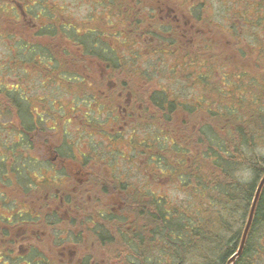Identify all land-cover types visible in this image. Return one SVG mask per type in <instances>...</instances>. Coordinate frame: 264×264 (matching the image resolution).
Returning a JSON list of instances; mask_svg holds the SVG:
<instances>
[{
  "label": "flooded vegetation",
  "instance_id": "af4514ba",
  "mask_svg": "<svg viewBox=\"0 0 264 264\" xmlns=\"http://www.w3.org/2000/svg\"><path fill=\"white\" fill-rule=\"evenodd\" d=\"M75 1L87 4L88 12L115 9L122 16L125 12L135 15L141 11H149L151 15L158 12L164 13L160 18L172 17L176 23L185 25L186 16L172 13L201 11L204 7L213 9L202 0H113L112 6L109 0ZM67 10L61 0H0V17L4 16L5 25L29 27L36 32L34 37L40 38L42 36H36L38 32L46 27L55 28L59 22L68 32L75 31L74 37L65 35L71 44L78 45L77 39L82 35L72 24L75 19L60 22L56 17L61 20V12ZM78 24L89 27L87 33L94 27ZM147 24H143V29H135L136 38L148 47L142 52L152 54L155 41L152 21ZM132 25L138 26L135 20ZM17 37L24 40L22 36ZM186 38L182 34V39ZM12 42V34L0 30V43ZM15 43L22 44L19 47L22 52L17 51ZM27 46L24 41H15L14 47H9V61L0 63V119L9 117L19 124L6 126L14 129L15 137L11 136L12 132L0 131V264H123L120 262L123 250L120 258L110 259L108 236H116L122 249L121 233L131 229L129 220L136 216L129 210L130 200L134 204L141 189L126 179L115 178V170L88 147V139L92 137V98L100 104L103 115L112 111L107 122L119 124L121 131L135 124L152 107H145L139 100L135 94L140 91L137 85L132 91L131 86L123 82L124 71L108 66L102 68L106 76L101 84H94L88 67L77 71L64 62H60L57 69L43 66L22 70L14 83L6 82L8 75L19 70L12 65L14 58H10L25 55ZM81 53L85 60L95 56L84 49ZM107 54L101 52L104 57ZM48 57L47 63L57 65L59 58ZM99 60L102 62L99 64L107 65ZM72 66L75 67V63ZM114 74L118 75V80L111 78ZM94 90L98 91L95 96ZM13 95L23 109L21 116L14 108ZM76 100L84 107L79 108L80 102ZM4 111L8 116H2L6 115ZM110 129V135L118 134L114 133V128ZM77 142H83L84 148H78ZM142 152L150 155L147 157H151L147 160L149 166L163 167L160 158L152 160V144ZM148 191L152 193V188Z\"/></svg>",
  "mask_w": 264,
  "mask_h": 264
},
{
  "label": "trees",
  "instance_id": "16d2710c",
  "mask_svg": "<svg viewBox=\"0 0 264 264\" xmlns=\"http://www.w3.org/2000/svg\"><path fill=\"white\" fill-rule=\"evenodd\" d=\"M246 1L249 2V0ZM111 2L113 0H109L110 6H112ZM108 11L114 12L116 19H112V15L108 16L105 18L108 21L106 25L101 28L93 27L91 33L81 34L82 37L77 39L78 45L83 46L84 50L93 52L95 58L107 60L110 69H119L128 73V81L125 82L131 86L133 91L135 85L141 88L145 85L144 81L150 80L139 70H130L124 65L123 59L117 55L116 45L120 44L121 48L130 47L126 45L129 41L125 35L137 40L135 29H143V24H149L151 21L152 37H155L153 44L156 43V47L161 46V49L157 50L152 44V54H144L142 51L148 47H144L143 42L139 43L137 40L142 48H137V51L131 49V53L136 57L168 54L169 50L166 46L181 44L182 34H176L177 29L173 23H161L163 18H160L158 14L153 15L152 13L151 15L149 11L136 13L135 19L128 20L130 28H120L122 26L118 22L126 21L127 18L115 9ZM187 11L194 16L193 23L201 27V31L206 35H209L211 31L213 34L221 35L222 46L227 45V48L222 50L228 51L235 58L251 59V64L237 69V72L247 69L239 74L237 83L233 79L230 80L229 75H223L226 82L233 85L230 86V90H240L236 86H244L249 91L241 94H224L226 98L219 104H216L219 101L211 99L212 94L216 92L214 89H211L210 93L207 90L202 91V98L192 103H183L171 98L169 88L150 92L147 90L146 95L143 91L135 92L141 102H145L148 107L153 106L156 110L153 116L156 119L152 118V124L158 128V133L153 138L152 133L151 137L149 136L154 141L152 160L153 157L162 160L163 168L169 171L171 180L174 182V190L184 194L185 198L156 195L155 192L151 193L141 189L134 204L130 200L129 210L136 213V216L133 217L134 220H129L131 229L121 233L124 238L122 249L117 243L116 236L111 234L108 236L110 259L120 258L121 250H123L125 254L123 259L122 257L120 259L123 264H127L128 253L134 259H129L130 264H158L160 258L167 260V264H227L240 248L258 185L264 177V154L261 152V150L264 151V41L259 40L255 47L248 46L241 39L240 42H234L228 34L240 35L232 28L236 24H231L229 30L221 29L218 32L217 28L220 26L212 21V15H206L207 17L203 15L205 11H209L208 9ZM257 18L259 20L252 21L253 23L247 18L237 19V22L245 27H257L256 23L260 24L261 20L264 22V11L258 14ZM134 20L138 26L132 25ZM97 24L100 25V23ZM105 28L109 29L107 33L104 32ZM61 29L68 36H75L74 30L68 32L62 27ZM55 32L56 28L46 27L36 36ZM213 34L211 35L212 40ZM103 35L113 38L112 40L116 43L111 50L106 47L108 40L102 39ZM168 35L170 36L164 37ZM193 35L196 36L195 33ZM190 39L193 38L190 36ZM88 40L92 41V45ZM101 42H104L103 46L99 44ZM211 45L213 51L215 44ZM21 46L22 44L19 47ZM25 51L26 54L22 56L32 58L31 60L35 55L47 57V51L39 45L27 46ZM100 51H109L115 56L107 54L104 57ZM129 56L132 60L135 59L132 54ZM225 59L230 61L229 66L235 67L231 62L233 59ZM40 62L44 63L43 60ZM46 64L48 66L45 67L58 68L57 65ZM247 71H252V73ZM183 75L187 79L186 89L194 87L188 82V80L192 81L191 78L196 80L195 86H198L200 81H206V78L199 73L183 72ZM242 76L244 79L241 78ZM245 77L249 79L246 80ZM203 85L206 84L203 83ZM97 93L98 91L94 90V96ZM92 99V130L111 136L106 128L105 130L99 128L104 124L105 118L106 122L108 121L107 117L112 115V111L103 115L100 112V104L97 105L95 98ZM16 100V95H13L14 108L21 116L23 109ZM78 106L82 108L84 104L80 102ZM195 107L197 109L193 112L202 113L204 120L193 118L190 115ZM180 108L182 109L181 119H176V111ZM172 122L177 124L175 128L169 125ZM12 134L16 135L13 132ZM77 144L80 143L77 142ZM90 146L92 148V145ZM146 146L149 147V144ZM14 147L19 146L14 145ZM144 155L150 156L148 153ZM14 157L20 159V157ZM243 171H249L253 176L252 180L239 177L238 174ZM160 172L165 173L163 169ZM125 221L128 222V220ZM262 259H264V186L257 202L254 220L243 252L234 264H257Z\"/></svg>",
  "mask_w": 264,
  "mask_h": 264
},
{
  "label": "rangeland",
  "instance_id": "374dc122",
  "mask_svg": "<svg viewBox=\"0 0 264 264\" xmlns=\"http://www.w3.org/2000/svg\"><path fill=\"white\" fill-rule=\"evenodd\" d=\"M61 1L69 10H67V12H61V20L57 15V20L62 22L64 21V19H75L76 22H73L72 24L79 29V32L81 34L87 33L90 28L78 23H87L89 26L101 28L103 25H106L108 23L105 20L106 17H110L112 15V19H116V14L114 15V12H109L108 9L104 11L88 12L89 7L87 4H80L82 2H77L75 0ZM202 2L213 6V9L205 8L209 11H205L203 15L204 17H207L206 15H212V21H215L220 26V28H217L218 32L221 31V29L229 30L231 29V27H229L231 24H236V26L232 28L240 35H237L236 33L228 34V36L231 37L234 42H240L241 39L248 46L255 47L259 40L264 41V28H262V26H264V22L262 20L260 24L256 23V26L258 28L253 26L245 27L240 22H237V19L244 20L245 18L251 20L250 22L259 20L257 16L258 14H261L262 11H264V0H249V2L246 0H202ZM59 5L62 6V4ZM152 13L153 15L158 14L159 16L164 14L158 12ZM124 14V17H126L127 19L126 21L118 22L119 25L122 26L120 28H130L128 20L135 19L136 15L134 12H126ZM172 14L186 16V19L183 22L186 21L187 25L182 22L181 24L176 23L172 17L169 19H167V17H163L164 24L173 23L177 29L176 34H183L185 37H187V41L186 39H182L181 37V44L178 43L166 46V48H168L169 50V53L165 55L154 54L152 55V57H147L146 55H140L139 57H136L133 53H131V49L137 51V48H142L140 45H138L136 39L125 35V37L128 38L129 41H127L128 43L126 45H130V47L123 46L121 48L120 44L116 45L114 40H112L113 38H107L106 35H103L104 39L108 40V44H106V47L111 50V47H115L116 45L115 48H117L118 51L117 55H119V57L123 59L125 63L124 65L128 69H137L141 72L142 75L149 78L148 80L150 81H144L145 85L139 88V90L143 91V94L146 95L147 90L150 92L157 89L169 88V95L171 98L176 100L178 99L183 103H192L197 101L200 97L202 98V91L207 90L208 93H210L211 89H214L216 90V92L212 94L211 99L213 101H219L216 102V104H219L220 102L225 100L226 96H223L224 94H241L242 92L247 93L249 89L245 88L244 86H236L240 90H230V86L233 85L228 84L223 75H229L228 78L230 80L233 79L234 82L237 83L239 74L247 70L242 69L237 72V69L244 68L247 66V64H251V59H242L240 57L235 58L234 55H232L228 51L222 50L226 49L227 45L222 46L221 35L218 33L213 34L212 31H209V27L208 31L210 32V34L206 35L205 32L201 31V27H197V25L193 23L194 16L188 11H181ZM87 19L92 23H88ZM97 23H100V25L98 26ZM161 23L163 22L161 21ZM60 24L58 22L57 26H55L56 32L54 34H47L40 38H35L34 36L36 32L34 30H31L29 27L25 26H13L8 24L5 25L4 16L0 17V30L8 31L13 36L12 44L0 43V63L9 61V47L11 45L14 47L15 41H24L29 46L39 45L47 51V57H40L38 55H35L33 57V60H31L32 58L28 59L23 56H20L18 58L11 57L10 59L14 58L13 60H11L13 67L18 68L19 70H15V74L8 75V77L6 78V82L10 84L14 83L15 80L20 77L22 70H26L29 68L35 69L34 67L48 66L46 64L48 62L47 59L49 58L48 55L53 57L55 55L57 58H59L58 60L56 59L59 63H57V66L60 65V62H64L65 64H67V67L75 68V70L77 71H79L81 68L88 67L92 71L94 84L103 83L102 79L105 78L106 71H104L102 68L107 67L108 65L105 66V64H99L102 62L95 57H91L88 60L83 59L80 56L82 55L81 51H83V49H80V46L78 45L71 44V42L66 39V33L62 31ZM108 31L109 29H104L105 33H107ZM194 33L196 36L193 35ZM212 34L214 35L213 40L211 38ZM170 35L164 37L167 38ZM17 36H22L24 40L20 39ZM190 36L193 39H190ZM195 37L197 38L194 39ZM197 39L200 40L198 41ZM88 41L90 42V40ZM103 43L104 42H102L101 45ZM212 43L215 44V48L213 49V51L211 45ZM20 45L21 43H15V46L17 47V51L19 53L22 52V49L18 50ZM156 48L157 50H160L161 46L158 45ZM119 49L122 50L119 51ZM130 54H132V57L135 58L134 60L130 58ZM108 56H115V54L108 51ZM225 58L233 59L231 60V62L235 65V67L229 66L228 63L230 61ZM41 60H43L44 63L40 62ZM102 60L108 62L105 59ZM73 63H75V67L72 66ZM224 63H226L227 65H225ZM183 72L193 74L199 73L206 78V81H200L199 85L195 86L196 80L191 78L192 81L188 80V82L194 87H192L191 89H186L185 85L188 84H185L187 79L183 75ZM247 72L252 73V71ZM108 73L110 74V71ZM111 78L118 80V75L114 74L113 76H111ZM241 78L244 79L243 76ZM9 79H12L13 81H10ZM27 79L30 82L29 77ZM127 79L128 73L124 71L123 82L126 83L125 81H128ZM245 79L247 80L249 79V77H245ZM1 80L2 78L0 76V81ZM203 83H205L206 85L204 86ZM45 92L46 91H43L42 93ZM204 94L205 96H207V92H205ZM67 98L68 97H66V99ZM142 103L145 107H148L145 102ZM113 104L116 105L115 102ZM196 109L197 107L193 108L190 112V115L193 118L202 119L204 117L202 113L193 112ZM181 111V108L176 111V119H181ZM4 113L6 115L2 116H8V113L6 111H4ZM155 114L156 110L152 106V110L149 109L147 114H142V117L138 119L135 124L128 126L122 131L119 129V124H115V122L112 121L106 122L105 118L104 124L99 129L105 130L106 128V130L109 132V130L111 131L110 128H114V133L118 134L106 136L102 133H99L98 131L92 130V137H90L88 141L90 145H92L94 153L99 155L97 157L100 160H104L106 163H108L110 169L115 170L113 172L115 178L121 180L126 179L132 185L140 187V189H144L146 191L150 187L152 188V192H155L156 195H164L170 197L175 196L179 197L180 199L185 198L184 194H181L179 192L177 193L174 190L175 185L171 180L169 171H167L163 167H154L153 165L149 166L147 160L150 161L151 157L147 159V156L142 154V151L145 149V147H147L146 144L150 145L154 143V141L150 139L151 133L152 138L154 137V135L156 136V133H158V128L154 126V124H152V118L156 119L155 117H153ZM97 123L100 124V122L98 121ZM17 125L19 124H17L16 120H12L9 117L0 119V131L6 132L9 130L7 127H14ZM169 125L172 128H175L177 124L172 122ZM13 130L14 129H10L6 134H8L9 132H13ZM11 136L15 137L16 135ZM82 143L78 144V148H84ZM90 145L88 146L89 148L91 147ZM261 152L264 154V151L261 150ZM93 161L94 160L92 159L90 163ZM162 169L167 174L161 173L160 171ZM238 175L239 177H242L246 180H252L253 178L252 174L249 171L240 172ZM81 247L84 248L83 246ZM129 259L134 260L131 255L129 256L128 253L127 264H130ZM166 261L167 260L160 258V262H158V264H167ZM257 264H264V259H262Z\"/></svg>",
  "mask_w": 264,
  "mask_h": 264
},
{
  "label": "water",
  "instance_id": "95a60500",
  "mask_svg": "<svg viewBox=\"0 0 264 264\" xmlns=\"http://www.w3.org/2000/svg\"><path fill=\"white\" fill-rule=\"evenodd\" d=\"M263 186H264V177L262 178V180L260 181V183L258 185L256 194H255V197H254V200H253V204H252V207H251V211H250V214H249V218H248V221H247V225H246V228H245V231H244V234H243V238H242V241H241L240 248H239L238 252L230 258L228 264H233L240 257V255L243 252V249H244V246H245V243H246L250 228H251L253 220H254V215H255L257 202H258V199H259V196H260V193L262 191Z\"/></svg>",
  "mask_w": 264,
  "mask_h": 264
}]
</instances>
